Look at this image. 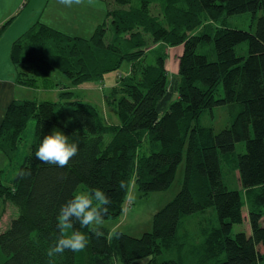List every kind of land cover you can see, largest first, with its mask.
I'll list each match as a JSON object with an SVG mask.
<instances>
[{
  "label": "trees",
  "instance_id": "trees-1",
  "mask_svg": "<svg viewBox=\"0 0 264 264\" xmlns=\"http://www.w3.org/2000/svg\"><path fill=\"white\" fill-rule=\"evenodd\" d=\"M105 3V18L87 38L38 22L11 45L16 83L28 87L57 85L52 73L76 86L102 80L125 62L130 70L109 91L116 124H107L96 105L74 97L68 87H62L57 101L15 99L8 104L0 124V151L10 160L30 118L35 126L29 152L13 176L5 179L6 172L0 173V200L18 209L0 232L5 254L0 264H77V259L83 264H131L146 257L147 264H183L185 252L193 264H264V0ZM242 12L252 13L253 30L212 25ZM203 40L212 41L214 60L197 52ZM242 42L247 55L236 53ZM176 45L183 52L177 75L169 78L165 50ZM220 88L222 95L217 96ZM219 105L231 106L230 122L215 132L200 118ZM64 106L70 108L71 126L61 122ZM53 130L79 145L66 168L35 159L43 136ZM239 141L245 142V151L235 155ZM230 159L240 186L252 194L247 207L250 234H231L232 226L243 221L245 204L240 190L229 189L222 180V164ZM182 161L181 187L153 214L150 231L134 237L104 227L105 237H92L83 251L47 256L60 236L59 208L73 198L78 185L86 192L101 189L110 197L108 220L122 214L132 182L141 196L164 191ZM21 168L31 174L20 179ZM210 208L217 224L200 226L201 243L189 245L188 232L179 234L183 217ZM74 227L90 235L79 223ZM113 232L118 237L110 236Z\"/></svg>",
  "mask_w": 264,
  "mask_h": 264
},
{
  "label": "rangeland",
  "instance_id": "rangeland-1",
  "mask_svg": "<svg viewBox=\"0 0 264 264\" xmlns=\"http://www.w3.org/2000/svg\"><path fill=\"white\" fill-rule=\"evenodd\" d=\"M107 0H103L105 3ZM100 6H102V2H100ZM154 11H157V6H153ZM260 12L256 13V16H259ZM88 19V18H86ZM224 24L230 28H237L243 30H253L255 27V18L253 17L251 12H242L237 14L228 15L225 18H220L218 21L212 22L214 26H220ZM86 27L81 28L80 31H75L77 34H81V32L85 35ZM88 30V29H87ZM94 31V29H93ZM92 31V32H93ZM207 32L210 34L212 30L208 27ZM82 36V35H81ZM177 47V48H176ZM167 47L166 52V62L165 68L168 72L169 78L173 75H177L178 73V64H179V55L183 51L182 45H176ZM176 48V49H175ZM180 52V54H178ZM198 53L205 54L210 60L215 59V52L213 48L212 41L203 40L200 42L197 48ZM177 53V54H176ZM236 53L238 55H247V43L242 42L236 47ZM128 68V69H127ZM130 70L129 63H122L117 71L110 72L106 74L102 80L98 81H89L84 82L79 85L73 86L74 97L81 99L83 101H87L92 103L98 107L101 114L105 118L106 122L112 124V122H118L117 113L115 112V104L110 101L108 102L109 92L112 82L121 75H125V72ZM50 78L53 80V83H59L63 85L67 82V80L58 73H52ZM112 88V87H111ZM90 89V90H89ZM24 93L25 99L43 101V100H51L55 101L58 99L57 93L52 90H41L37 87H28ZM222 95V89L220 88L217 96ZM230 110L231 106L229 105H219L214 106L212 110L206 111L202 114L200 118V122L203 125L212 126L214 131L217 132L225 126L229 125L230 122ZM61 122L66 124L67 126H71L72 122H68L70 115V108L64 106L61 108ZM116 113V116H114ZM117 119V120H116ZM34 126L35 119L30 118L27 126L23 133L22 142L18 145V147L13 151L15 152V161L20 163L22 161L23 156L29 152V148L34 139ZM107 139L102 142V146L105 144ZM245 151V142L239 141L235 144L234 154H240ZM184 161V160H183ZM181 162L178 165L176 176L170 185V187L164 191H151L145 196H141L140 192L137 190L136 185L132 182L126 197V201L124 204L123 212L120 216L116 218H111L105 220V226L108 230L113 231L116 229L121 230L122 232L129 234L134 237L141 236L144 232H148L152 227V217L153 214L158 211L165 203L171 200L175 194L179 191L182 183L183 173H184V162ZM222 180L224 184L229 189H239L244 201L243 207V221L239 224H234L231 229V234L233 235L236 232L243 231L246 234H250L251 230L249 227L248 221V202L249 197L252 194L245 192L244 189L239 184L237 170L234 167L233 160L230 159L227 163L222 164ZM17 169V166H13L12 169L6 171V176L12 177ZM79 192H86L83 184L78 185L76 190V194ZM18 215L17 207L11 203L10 201L0 200V232L4 231L10 224L11 220ZM217 219L215 212L212 208L206 210L203 213H195L192 215H188L183 217L182 219V227L179 230V234H182L184 231L188 232V240L189 245H197L202 241V235L200 233L199 227H204L207 225H216ZM70 229L68 233L70 234ZM189 253L185 252L184 255V263L183 264H193L192 259L188 256ZM176 256V253L172 258ZM168 256L165 255V258ZM177 257V256H176ZM5 259V254L0 249V263ZM148 258H142L133 261L131 264H147ZM77 264H83L81 259H77Z\"/></svg>",
  "mask_w": 264,
  "mask_h": 264
},
{
  "label": "crops",
  "instance_id": "crops-1",
  "mask_svg": "<svg viewBox=\"0 0 264 264\" xmlns=\"http://www.w3.org/2000/svg\"><path fill=\"white\" fill-rule=\"evenodd\" d=\"M100 2L103 3L102 6H100ZM106 9V3L102 0H84L83 4L72 7L61 5L57 0H0V27L7 23L0 33V124L8 104L15 99L25 100L24 93L28 89V86L18 84L15 80L16 68L10 60V49L13 41L38 22L70 35H82V37L87 38L91 35L96 25L105 18ZM83 27L88 29H86L87 34L84 35L82 32L77 34L75 32L80 31ZM128 73L129 71L127 70L125 74ZM56 84L51 88H37L54 90L58 96L57 100H59L60 91L63 90L62 87H68L67 89L73 91V86H70L68 81L63 85ZM116 85H118V78L112 82L107 93L111 87ZM114 116H116V113ZM116 123V121L112 122V124ZM14 154L12 156L13 160H10L9 157L0 151V173L6 172L19 164L15 161ZM6 175H2V177L9 179L10 177Z\"/></svg>",
  "mask_w": 264,
  "mask_h": 264
},
{
  "label": "clouds",
  "instance_id": "clouds-1",
  "mask_svg": "<svg viewBox=\"0 0 264 264\" xmlns=\"http://www.w3.org/2000/svg\"><path fill=\"white\" fill-rule=\"evenodd\" d=\"M66 7L81 5L84 0H57ZM71 122V118L69 121ZM79 153V145L76 141L69 140V136L61 130H53L50 134L44 135L35 152V159L42 163L52 164L60 168H66L70 161ZM30 170L21 168L17 173L20 179L29 176ZM120 187H125L120 182ZM111 204L110 197L101 189H92L87 192H79L73 198L66 201L59 208L57 228L60 236L55 244L47 251L49 258L61 255L66 250L72 252L83 251L89 244L90 239L105 237L102 230L105 226V215L108 213V206ZM79 223L81 228H88L90 235H86L76 229L74 225ZM71 229V233L68 230ZM118 237V233H110Z\"/></svg>",
  "mask_w": 264,
  "mask_h": 264
}]
</instances>
